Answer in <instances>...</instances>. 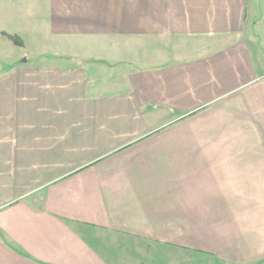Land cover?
<instances>
[{
  "label": "crops",
  "instance_id": "crops-1",
  "mask_svg": "<svg viewBox=\"0 0 264 264\" xmlns=\"http://www.w3.org/2000/svg\"><path fill=\"white\" fill-rule=\"evenodd\" d=\"M252 1L0 0V264H264Z\"/></svg>",
  "mask_w": 264,
  "mask_h": 264
},
{
  "label": "rangeland",
  "instance_id": "rangeland-1",
  "mask_svg": "<svg viewBox=\"0 0 264 264\" xmlns=\"http://www.w3.org/2000/svg\"><path fill=\"white\" fill-rule=\"evenodd\" d=\"M252 7L253 24L256 26V30L252 31L249 35H253L258 42H262L264 46V0H253L250 2Z\"/></svg>",
  "mask_w": 264,
  "mask_h": 264
},
{
  "label": "trees",
  "instance_id": "trees-1",
  "mask_svg": "<svg viewBox=\"0 0 264 264\" xmlns=\"http://www.w3.org/2000/svg\"><path fill=\"white\" fill-rule=\"evenodd\" d=\"M11 39H12L16 44H18V45L21 44V43L17 40V38H15V37H11Z\"/></svg>",
  "mask_w": 264,
  "mask_h": 264
}]
</instances>
